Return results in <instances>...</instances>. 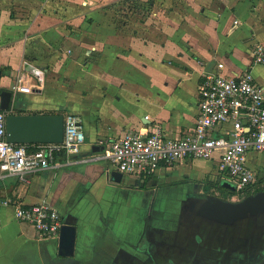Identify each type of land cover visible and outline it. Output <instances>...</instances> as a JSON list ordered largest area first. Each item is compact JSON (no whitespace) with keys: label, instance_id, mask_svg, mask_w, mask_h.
<instances>
[{"label":"crops","instance_id":"1","mask_svg":"<svg viewBox=\"0 0 264 264\" xmlns=\"http://www.w3.org/2000/svg\"><path fill=\"white\" fill-rule=\"evenodd\" d=\"M256 43H264V0H0V89L23 73L34 89L18 94V113L76 112L86 135L79 153L60 156V166L27 182L0 178V200L46 203L76 226L74 254L62 255L59 238H42L10 205L0 209V264H136L140 241L155 264L160 252L171 256L168 264H182L179 245L163 235L180 242L187 230L178 235L179 223L156 224L157 209L167 191H178L180 215L189 183L205 191L200 180L221 178L215 161L117 180L102 154L129 130L160 124L176 136L194 126L203 76L250 69ZM33 68L41 77L28 73ZM252 73L264 84L263 66ZM136 204L145 214L137 238Z\"/></svg>","mask_w":264,"mask_h":264},{"label":"built area","instance_id":"2","mask_svg":"<svg viewBox=\"0 0 264 264\" xmlns=\"http://www.w3.org/2000/svg\"><path fill=\"white\" fill-rule=\"evenodd\" d=\"M254 65L264 67V43L254 45L250 69L233 75L203 76L198 90L199 112L188 130L169 136L158 124L152 129L126 131L108 141L102 154L108 170L145 181L159 169L206 159L215 161L218 175L233 183L237 192L254 186L260 178L257 157L264 153V84L252 73ZM27 71L41 77L35 68ZM29 82L20 73L11 89L15 94L31 92L34 87ZM10 112L0 107V178L14 176L27 182L32 173L60 166L62 154L79 153L86 141L82 115L68 111L64 113L62 142L37 143L33 149L29 144L9 142L6 118ZM10 205H15L18 219L33 225L42 238H59L64 222L57 209L46 203L24 205L11 197L0 200V209Z\"/></svg>","mask_w":264,"mask_h":264},{"label":"water","instance_id":"3","mask_svg":"<svg viewBox=\"0 0 264 264\" xmlns=\"http://www.w3.org/2000/svg\"><path fill=\"white\" fill-rule=\"evenodd\" d=\"M19 101L12 89H0V107L11 112L7 115V140L13 143L37 144L62 142L64 138L63 113H18L13 109ZM113 177L121 180L122 173L115 170ZM222 184L236 190V186L222 179ZM264 212V189L238 200L224 199L218 195L205 197L197 215L219 224L235 222ZM76 242V226L64 223L59 236L60 253L73 255Z\"/></svg>","mask_w":264,"mask_h":264},{"label":"flooded vegetation","instance_id":"4","mask_svg":"<svg viewBox=\"0 0 264 264\" xmlns=\"http://www.w3.org/2000/svg\"><path fill=\"white\" fill-rule=\"evenodd\" d=\"M198 186L200 185L194 184L192 187ZM140 189L145 190V187ZM192 190L188 194V202L181 209L179 215L181 219L178 221L176 233L179 235L180 232L187 230L186 237L193 233L196 249L207 250L210 255L208 253L182 255L180 260H183L184 264H264V212L230 225L214 223L197 215L203 199L212 193L201 191L200 188L198 192ZM148 232L150 235L152 230ZM145 251L147 255L144 254L142 258H137L140 255H136V259L141 263L151 264L154 262L153 254L148 253L149 249ZM214 252H223L229 257L228 262L215 258L212 254Z\"/></svg>","mask_w":264,"mask_h":264},{"label":"rangeland","instance_id":"5","mask_svg":"<svg viewBox=\"0 0 264 264\" xmlns=\"http://www.w3.org/2000/svg\"><path fill=\"white\" fill-rule=\"evenodd\" d=\"M127 6L130 7V4L127 5ZM131 8L132 9L133 8H136V6L135 7H132L131 6ZM115 9H116V16L115 17H117V15H119V18L117 17L116 20L119 19L120 22H122V18L123 19L125 18L124 14L120 13V8H115ZM126 10H127V8H126ZM126 16H127V19L126 20L132 19L134 17V16L131 17L130 15H126ZM263 156H264V153H262V157ZM193 161L195 162V164L197 162L198 164H202L204 167H213L212 164L208 163V161L210 162V160H206V159H195ZM260 163H262L264 165V159H261L259 161V164ZM177 173H174V174H177ZM259 174H260V177L264 176V169H260L259 170ZM198 178H200V176ZM189 184H190V187L187 186L186 188L191 189V190L193 189L192 191H197V192L199 191L200 186H198L197 188H194L195 187L194 186L192 188L191 183H189ZM259 186H260V184L259 185H256V186H253L251 188H252V190L256 191V189ZM209 193H212L213 195L215 194V195L220 196V192L217 191V190H215V192H209ZM245 194H246L245 191L238 192L237 195L231 196L229 200H238V199H241V196L242 195L246 196ZM166 195H167V198H166L167 199L166 200L167 202L166 203H162L163 205H161L160 208L157 209V217L155 219L156 220V224L159 223V221H161V222L168 221V222H172L174 224H176V222L179 223L177 220H178V216H179L178 214H179L180 210H179L178 206L176 205L177 204L176 202H178V200L180 198V193L178 191H175L172 194H170L167 191L166 192ZM136 199H137V197H136ZM144 216H145V214H144L143 209L142 208H137V204H136V238L138 236L137 234H138V230L140 229L141 223L145 219ZM185 234H186V232L185 233H182L181 236L178 237L179 238L178 240H180V242H174L173 240L175 238L174 239L173 238H170V235H171L170 233H166V235H163L164 241H166L168 244H170V243H173V244L174 243H177L179 245V247L181 248L180 251H178V254L176 252H174L177 255V258L176 259H178L179 257L182 259V255H190V254H196V253H200V254H207L208 253L209 254V252H207V250H203L202 249V251H203L202 252V251H200V250L198 251L196 249L197 247L195 245V240L193 239V235H192L193 233H191V235H188L187 237L184 236ZM139 243H140V245H139L140 248L138 249V252H136V255H140V257L138 256L137 258H142V257H144L143 254H145L146 251L142 249V247L144 246L143 244H141L142 242L140 241ZM212 254H214L213 256L215 258H218L220 260H223L225 262H228V258L229 257L226 256L223 252H214ZM170 257L171 256H169V255L166 256L163 252L162 253L160 252L159 254H157L156 259H157V262L159 264H168V262L170 263ZM175 261L178 262L177 260H175ZM152 263H155V261L154 262L152 261L151 264ZM179 263L184 264L183 260H180ZM136 264H147V263H145V262H142L141 263L140 260L136 259Z\"/></svg>","mask_w":264,"mask_h":264},{"label":"trees","instance_id":"6","mask_svg":"<svg viewBox=\"0 0 264 264\" xmlns=\"http://www.w3.org/2000/svg\"><path fill=\"white\" fill-rule=\"evenodd\" d=\"M14 112H18L17 108H14ZM29 149H33L34 145L33 144H29ZM203 183V187L205 189L206 192H215V190L220 192V197L224 198V199H230L231 196L237 195L238 192L234 189H231L229 187H226L225 185L222 184V179L217 177V178H207L205 180H200ZM198 183H200L198 181ZM260 186L256 189V191L259 190H263L264 189V176L260 177L259 180L257 181V183L254 185H259ZM253 187V186H251ZM249 187L246 190H244L246 192L245 195H249L254 193L255 191L252 190V188ZM243 192V191H242ZM244 195L241 196V198Z\"/></svg>","mask_w":264,"mask_h":264}]
</instances>
